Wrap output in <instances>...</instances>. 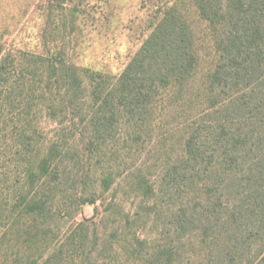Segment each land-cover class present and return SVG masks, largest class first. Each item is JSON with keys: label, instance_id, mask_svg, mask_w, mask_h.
<instances>
[{"label": "rangeland", "instance_id": "rangeland-1", "mask_svg": "<svg viewBox=\"0 0 264 264\" xmlns=\"http://www.w3.org/2000/svg\"><path fill=\"white\" fill-rule=\"evenodd\" d=\"M171 9L187 84L132 116L101 107ZM220 30L194 0H0V264H200L189 218L264 120V70L211 81Z\"/></svg>", "mask_w": 264, "mask_h": 264}, {"label": "trees", "instance_id": "trees-1", "mask_svg": "<svg viewBox=\"0 0 264 264\" xmlns=\"http://www.w3.org/2000/svg\"><path fill=\"white\" fill-rule=\"evenodd\" d=\"M194 1L201 15L221 27L212 82L248 80L264 70V0ZM196 64L189 28L171 9L133 56L101 107L116 104L128 116L144 112L167 89L174 91L187 84ZM260 80L264 85V73ZM257 109L263 110L264 105ZM229 143L241 146L234 154L225 150L226 196L215 197L217 184L211 181L212 193L200 215L189 218L198 232L200 264H264V120L255 133L237 134Z\"/></svg>", "mask_w": 264, "mask_h": 264}]
</instances>
